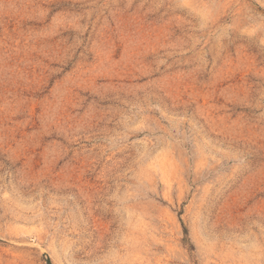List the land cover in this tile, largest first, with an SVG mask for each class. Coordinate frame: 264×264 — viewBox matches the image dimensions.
I'll use <instances>...</instances> for the list:
<instances>
[{
  "label": "rangeland",
  "instance_id": "374dc122",
  "mask_svg": "<svg viewBox=\"0 0 264 264\" xmlns=\"http://www.w3.org/2000/svg\"><path fill=\"white\" fill-rule=\"evenodd\" d=\"M0 264H264V0H0Z\"/></svg>",
  "mask_w": 264,
  "mask_h": 264
}]
</instances>
